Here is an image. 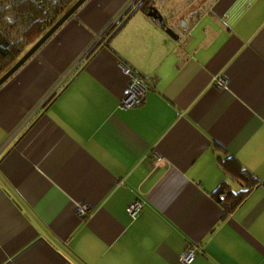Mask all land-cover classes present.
Here are the masks:
<instances>
[{
  "label": "crops",
  "instance_id": "obj_1",
  "mask_svg": "<svg viewBox=\"0 0 264 264\" xmlns=\"http://www.w3.org/2000/svg\"><path fill=\"white\" fill-rule=\"evenodd\" d=\"M132 1L88 0L0 88V264H264V0H155L177 39L136 11L85 57ZM228 161L257 182L230 214Z\"/></svg>",
  "mask_w": 264,
  "mask_h": 264
},
{
  "label": "trees",
  "instance_id": "obj_2",
  "mask_svg": "<svg viewBox=\"0 0 264 264\" xmlns=\"http://www.w3.org/2000/svg\"><path fill=\"white\" fill-rule=\"evenodd\" d=\"M78 0H0V78L8 72L17 61L77 2ZM142 1V0H141ZM133 5L124 17L114 24V21L103 31L101 40L90 52L89 58L109 42L127 23L136 11L148 12L150 2ZM37 54V53H36ZM35 54V55H36ZM31 60V59H30ZM16 75V74H15ZM14 75V76H15ZM13 76V77H14ZM12 77V78H13ZM149 91V90H148ZM55 94L48 101L51 103ZM225 162L224 169L233 178L248 177L247 184L239 192L229 190L228 185H222L216 192L217 201L227 214L232 213L255 188V178L247 175L243 169ZM229 190V191H226Z\"/></svg>",
  "mask_w": 264,
  "mask_h": 264
},
{
  "label": "built area",
  "instance_id": "obj_3",
  "mask_svg": "<svg viewBox=\"0 0 264 264\" xmlns=\"http://www.w3.org/2000/svg\"><path fill=\"white\" fill-rule=\"evenodd\" d=\"M136 0H133L129 7L125 10L127 11L133 4H135ZM123 16V15H121ZM120 17L117 19L119 21ZM118 21H114V24ZM101 38L98 39V42ZM94 45L87 51L85 57L93 50ZM126 73L130 77V83L124 90L123 97L120 102V106L123 109H131L135 107H139L143 104L146 99L147 92L149 90L148 83L141 78L140 76L134 74L131 70H126ZM215 85L221 90H224L228 87V82L225 79H217L215 81ZM50 98V97H49ZM143 204L139 201L133 202L128 208V214L132 219H136L140 212L142 211ZM89 211V207L87 205L81 206L78 210L80 216H86ZM197 248H189L184 251L180 257V261L182 264H191L196 256Z\"/></svg>",
  "mask_w": 264,
  "mask_h": 264
},
{
  "label": "water",
  "instance_id": "obj_4",
  "mask_svg": "<svg viewBox=\"0 0 264 264\" xmlns=\"http://www.w3.org/2000/svg\"><path fill=\"white\" fill-rule=\"evenodd\" d=\"M88 0H78L18 61L17 63L0 78V88L6 84L87 2ZM136 3V1H135ZM134 5V4H133ZM131 6L119 21L132 8ZM147 15L157 21L160 27L172 38L177 39L178 35L167 25L165 18L156 7H150ZM100 43V42H99ZM51 99V98H50ZM49 99V100H50ZM48 100V101H49ZM47 101V102H48Z\"/></svg>",
  "mask_w": 264,
  "mask_h": 264
},
{
  "label": "flooded vegetation",
  "instance_id": "obj_5",
  "mask_svg": "<svg viewBox=\"0 0 264 264\" xmlns=\"http://www.w3.org/2000/svg\"><path fill=\"white\" fill-rule=\"evenodd\" d=\"M141 2L143 3V2H144V0H142V1H141V0H136V3H135V5H137L138 3H141ZM142 3H141V4H142ZM152 6H153V7H156V8H158V7H157V1H153V3H152V2H150V4H149L148 8H150V7H152ZM158 9H159V8H158Z\"/></svg>",
  "mask_w": 264,
  "mask_h": 264
},
{
  "label": "rangeland",
  "instance_id": "obj_6",
  "mask_svg": "<svg viewBox=\"0 0 264 264\" xmlns=\"http://www.w3.org/2000/svg\"><path fill=\"white\" fill-rule=\"evenodd\" d=\"M128 7H129V6L125 7V9L123 10V12L120 14L119 17H121V15H123V14L125 13V10H126ZM119 17H118V18H119ZM97 43H98V40L93 44L94 47L96 46Z\"/></svg>",
  "mask_w": 264,
  "mask_h": 264
}]
</instances>
